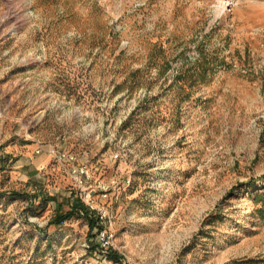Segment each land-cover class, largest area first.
<instances>
[{"label": "rangeland", "instance_id": "1", "mask_svg": "<svg viewBox=\"0 0 264 264\" xmlns=\"http://www.w3.org/2000/svg\"><path fill=\"white\" fill-rule=\"evenodd\" d=\"M0 157V264H264V0H0Z\"/></svg>", "mask_w": 264, "mask_h": 264}, {"label": "trees", "instance_id": "2", "mask_svg": "<svg viewBox=\"0 0 264 264\" xmlns=\"http://www.w3.org/2000/svg\"><path fill=\"white\" fill-rule=\"evenodd\" d=\"M69 202L71 207L66 211L63 209L61 204L57 203L56 213L51 221L52 223L62 225L68 218L72 217L78 211H82L84 215L88 217L90 226H95L96 219L94 217H89L90 212H93V210L83 201L81 197H74L73 199L70 198Z\"/></svg>", "mask_w": 264, "mask_h": 264}, {"label": "built area", "instance_id": "3", "mask_svg": "<svg viewBox=\"0 0 264 264\" xmlns=\"http://www.w3.org/2000/svg\"><path fill=\"white\" fill-rule=\"evenodd\" d=\"M40 150H41V148H39V150H38V151H40ZM107 236H108V235H106V234H105V232H103V237H102V238H103V239H106V238H107ZM107 243H108V239H106V241H105V243H104V244H107Z\"/></svg>", "mask_w": 264, "mask_h": 264}]
</instances>
